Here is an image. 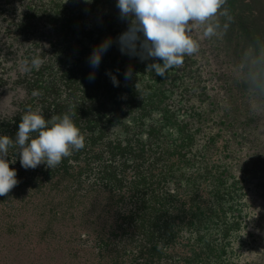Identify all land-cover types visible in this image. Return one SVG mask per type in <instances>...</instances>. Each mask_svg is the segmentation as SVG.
I'll return each instance as SVG.
<instances>
[{"label": "trees", "instance_id": "trees-1", "mask_svg": "<svg viewBox=\"0 0 264 264\" xmlns=\"http://www.w3.org/2000/svg\"><path fill=\"white\" fill-rule=\"evenodd\" d=\"M229 21L218 10L211 37L189 21L199 50L161 77L146 65L162 61L141 60L142 49L121 53L136 60L131 66L116 54V37L128 26L116 0H0V135L14 140L21 116L32 110L46 120L69 114L84 136V147L54 168H22L13 143L5 156L16 169L13 187L78 199L107 194L108 223L86 238L97 264H258L238 255L249 212L246 170L238 177L235 163L250 162L258 147L246 145L250 135L244 144L226 132L241 125L221 105L235 62L223 48ZM106 37L113 42L93 69L88 57ZM244 55L237 57L242 75L259 84L264 51L253 67ZM34 56L39 68L23 71ZM212 60L225 69L211 68ZM256 208L251 203L250 211Z\"/></svg>", "mask_w": 264, "mask_h": 264}, {"label": "rangeland", "instance_id": "rangeland-1", "mask_svg": "<svg viewBox=\"0 0 264 264\" xmlns=\"http://www.w3.org/2000/svg\"><path fill=\"white\" fill-rule=\"evenodd\" d=\"M226 3V17L231 25L224 31L228 40L223 42V48L233 51L235 62L221 105L241 122L233 130L228 127L226 132L236 133L244 144L243 136L250 135L246 145L258 147L257 151L252 150L250 162L235 163L238 177L242 178L246 170L245 201L249 212L246 242L238 255L264 264V63L256 84L254 77L242 75L243 64L237 58L246 52L247 58L252 57L254 62L251 67L258 65V50L264 51V0H226ZM249 34L255 37L250 36L249 40ZM244 44H250V49L245 51ZM116 54L123 57L126 66L136 62L122 56L120 51ZM210 67L220 71L225 64L216 66L212 60ZM251 203L257 206L255 211H250ZM108 204L104 193L78 199L63 191L12 187L11 192L0 196V264H97L86 238L108 223Z\"/></svg>", "mask_w": 264, "mask_h": 264}, {"label": "clouds", "instance_id": "clouds-1", "mask_svg": "<svg viewBox=\"0 0 264 264\" xmlns=\"http://www.w3.org/2000/svg\"><path fill=\"white\" fill-rule=\"evenodd\" d=\"M224 3L225 0H116L120 16L128 18L127 28L116 37L119 50L132 55L139 48L143 50L141 60L158 58L162 63L154 61L146 65V71L154 70L156 75L164 77L166 70L181 65L186 55L199 50L198 40L189 34L188 22L203 25V37H211L215 34L211 21L218 10L220 15H227V9L221 8ZM112 42V38L106 37L92 49L88 57L91 68L99 67L103 53ZM40 65L41 59L34 56L30 61H23L22 70L38 69ZM124 76L130 78L131 70L126 69ZM112 83L118 86L115 76ZM32 95L38 92L34 90ZM13 143L18 146L22 168H36L41 163L54 168L62 158L84 147V136L69 114L54 115L46 120L38 111H26L20 118L14 140L0 135V196L18 182L16 169L10 168V161L5 159Z\"/></svg>", "mask_w": 264, "mask_h": 264}]
</instances>
